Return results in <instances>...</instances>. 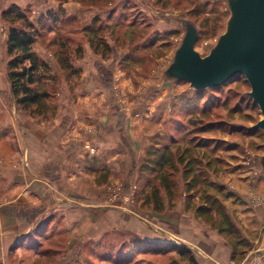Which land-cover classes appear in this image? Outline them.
Listing matches in <instances>:
<instances>
[{
    "label": "rangeland",
    "instance_id": "rangeland-1",
    "mask_svg": "<svg viewBox=\"0 0 264 264\" xmlns=\"http://www.w3.org/2000/svg\"><path fill=\"white\" fill-rule=\"evenodd\" d=\"M28 9L32 20L46 17L49 12L58 20V24L52 18L46 20L47 29L36 46L38 54L50 65L51 76L57 77L54 85L57 100L63 98L65 108L71 111L68 97H102L100 109L128 118V124L124 121L125 136L135 144L134 152L125 153L126 167L118 176L120 182H111L106 188L108 203H117L123 208L126 231L122 235L111 233L101 243L91 244L76 264H115L116 256L130 264H197L194 248L183 247L184 241L189 243L197 233L188 226L187 240L182 235L180 213L175 212L179 206L166 211L174 212L173 217L166 218V212L157 214L138 203L145 185L139 182V171L155 144L197 138L207 140L209 150L215 146L218 149L213 156L219 158V164L216 163L219 167L209 175L215 185L220 187L218 180L227 179L237 170L250 172L252 176L262 174L259 159L264 155V131L253 128L262 120V115L248 96L251 89L244 76L236 77L218 90L207 89L201 93L188 83L162 78L185 35L184 20L197 26L199 37L195 50L203 57L209 55L226 30L230 16L227 0H102L96 3L68 0L59 6L44 2ZM89 41H93L98 52ZM58 59L63 62L64 71ZM6 65L7 56L0 61L2 86L8 83ZM93 106L94 111L99 109ZM203 125L210 127L199 129ZM84 146L95 156L91 145ZM131 157L136 160L134 169ZM206 161L204 156L203 163ZM239 163L241 168H235ZM178 178L179 174L178 190L185 198ZM225 192L224 188L219 192L224 206L228 200ZM182 203L183 213L194 217L197 201L189 208L185 201ZM188 219L205 224L196 216ZM150 221L159 226H152ZM136 241L159 243L172 249L164 254H139V250L133 249ZM179 250L189 253L183 257ZM99 254H105L102 261L97 259Z\"/></svg>",
    "mask_w": 264,
    "mask_h": 264
},
{
    "label": "crops",
    "instance_id": "crops-1",
    "mask_svg": "<svg viewBox=\"0 0 264 264\" xmlns=\"http://www.w3.org/2000/svg\"><path fill=\"white\" fill-rule=\"evenodd\" d=\"M44 2L60 4L0 0V61L6 60L3 11L12 5L33 9ZM8 84L0 85V264H76L91 244L126 231L123 208L108 203L106 188L120 182L125 153L135 151L125 136L128 118L100 109L102 97L79 95L66 99L71 111L59 98L55 116L35 119L18 110ZM85 144L94 148L95 156ZM130 162L136 168L134 157ZM235 168L240 169V163ZM218 184L227 191V215L239 234L223 235L218 225L193 222L188 217L195 215L183 213L182 201L175 211L180 213L179 230L186 240L188 226L197 233L183 247L194 248L197 264H256L254 247L264 228V176L237 170ZM219 217L214 213V220ZM259 250L264 264V236Z\"/></svg>",
    "mask_w": 264,
    "mask_h": 264
},
{
    "label": "trees",
    "instance_id": "trees-1",
    "mask_svg": "<svg viewBox=\"0 0 264 264\" xmlns=\"http://www.w3.org/2000/svg\"><path fill=\"white\" fill-rule=\"evenodd\" d=\"M67 1L57 0L61 5ZM91 1L96 3L102 0ZM59 12H62L60 7ZM52 15L54 14L49 12L46 17L32 20L29 9L17 5H12L1 15L3 23L7 26L6 78L10 91L18 110L35 119L45 120L55 116L59 106L54 88L57 77L51 76L50 65L36 52V46L47 29L46 20L52 18L53 23L58 24L57 18H53ZM100 30L101 27L98 28V31ZM89 43L95 52H98L93 41ZM57 63L64 71L63 62L58 59ZM208 127L210 126L203 125L199 129ZM193 135L197 137L196 134ZM206 143L207 140L192 138L190 141L173 140L171 144H155L154 148L147 152L140 167L139 182L145 185L138 203L146 210L162 214L176 209L182 201H185L186 208L197 201L198 205L194 213L199 220H204L205 225L211 227L218 225L223 235L237 237L239 233L231 223L223 200L219 196L223 187L215 185L209 177L210 173H216L219 167L216 165L219 164V158L213 156L218 149L215 146L209 150ZM205 151H209L211 155H206ZM204 156L207 159L205 163H203ZM178 174L181 187L185 191V198L178 190ZM214 213L220 216L219 221L214 220ZM171 247L149 241H136L133 244V249L139 250V254H164L172 249ZM179 253L186 257L189 252L179 250ZM99 255L97 259L102 261L105 254ZM123 261L119 256L114 259L115 264H130V261Z\"/></svg>",
    "mask_w": 264,
    "mask_h": 264
},
{
    "label": "water",
    "instance_id": "water-1",
    "mask_svg": "<svg viewBox=\"0 0 264 264\" xmlns=\"http://www.w3.org/2000/svg\"><path fill=\"white\" fill-rule=\"evenodd\" d=\"M230 12L225 32L208 56L195 50L197 26L182 21L185 35L172 63L163 72L164 81L188 83L195 91L220 88L238 76H244L251 91L249 98L260 109L262 120L253 126L264 131V0H227ZM259 164L264 175V155ZM264 228L255 245L256 264Z\"/></svg>",
    "mask_w": 264,
    "mask_h": 264
},
{
    "label": "built area",
    "instance_id": "built-area-1",
    "mask_svg": "<svg viewBox=\"0 0 264 264\" xmlns=\"http://www.w3.org/2000/svg\"><path fill=\"white\" fill-rule=\"evenodd\" d=\"M91 151H92V152H94V149H93V148H91ZM115 195H116V196L118 195V194H117V192H115Z\"/></svg>",
    "mask_w": 264,
    "mask_h": 264
}]
</instances>
